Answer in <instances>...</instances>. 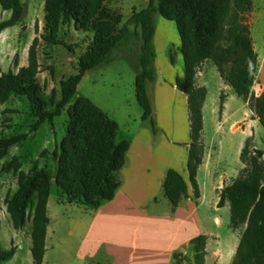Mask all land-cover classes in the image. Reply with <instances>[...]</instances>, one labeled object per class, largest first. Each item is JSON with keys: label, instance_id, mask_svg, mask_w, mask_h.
<instances>
[{"label": "trees", "instance_id": "obj_1", "mask_svg": "<svg viewBox=\"0 0 264 264\" xmlns=\"http://www.w3.org/2000/svg\"><path fill=\"white\" fill-rule=\"evenodd\" d=\"M0 8L10 13L0 21L1 33L18 25L23 6L20 0H0ZM250 8L251 0H148L144 9L132 11L118 27L122 17L106 8L105 0H44L40 39L46 46H66L60 33L63 27L71 25L75 31L91 33V39L77 58L75 73L61 80L57 91L51 90L47 102L37 80V38L31 42L25 66L16 72L0 73V105L11 97L23 98L29 104V116L35 120L30 125L31 132L42 123H52L63 110L67 115L65 135L52 152L54 176L47 168L37 169L36 165L25 173L15 157L7 165L16 174L17 189L5 199L6 212L14 230L23 228L29 219L32 264H42L52 185L60 189L67 204L91 209L112 200L121 184L119 172L128 143H116L117 123L91 101L76 95L81 78L110 63L120 50L134 56V94L142 110L141 119L149 121L153 134L158 132L146 92V83L154 82L156 77L151 17L155 10L163 19L175 22L180 37L183 75L175 78L174 83L187 98L190 143L186 167L194 194L196 170L203 154L202 106L206 98V89L195 84V76L203 62H212L236 97L249 100L250 109L264 130V90L257 97L251 95L257 56L243 18ZM169 59L173 63L172 56ZM222 105L220 102V108ZM25 138V134L1 138L0 160ZM253 153L247 152L245 144L240 162L246 168L223 188L217 204L219 208L228 204L229 227L241 230L231 264H264V151ZM162 193L173 212L187 197V184L176 171L168 170ZM205 242L204 235L189 242L197 264H203ZM14 253V247L4 249L0 243V264L7 263ZM171 264H181L178 255H172Z\"/></svg>", "mask_w": 264, "mask_h": 264}, {"label": "rangeland", "instance_id": "obj_2", "mask_svg": "<svg viewBox=\"0 0 264 264\" xmlns=\"http://www.w3.org/2000/svg\"><path fill=\"white\" fill-rule=\"evenodd\" d=\"M147 1L105 0V7L121 15L122 19L118 25L120 27L132 11L144 9ZM20 2L23 6V16L20 22L10 33L8 30L0 33V73L16 72L18 68L25 66L28 49L32 40L37 38L38 43L35 48L38 64L37 80L42 89V97L47 102L51 90L57 91L59 82L75 73L77 58L85 51L91 39V33L75 31L72 25L65 26L60 33V39L66 46L48 47L40 39L44 0H20ZM9 15V12L2 11L0 8V21L7 19ZM243 16L257 56V70L251 95L258 96L264 90V0H251V8ZM151 17L154 27L155 58L153 67L156 77L154 82L146 83V92L153 110V117H158L160 121H163L164 118H172L178 125L182 123L185 125L186 103L180 96H176L170 91V86L174 83L175 78L181 77L183 73L179 33L175 22L163 19L157 10L152 12ZM171 56L174 60L173 63L169 59ZM134 60V56H129L125 51L120 50L117 57L110 63L88 71L81 78L76 90L77 96L91 101L117 123L116 143L128 140L137 126L146 127L151 131L149 121H141L142 110L135 99V70L131 65ZM198 72H201L202 75H198ZM206 83L209 93L203 120V136L206 147L210 151H217L220 146L226 167L231 166L234 157L237 158L239 138L238 133H232L231 130H244L245 119V122L251 124L252 135L244 141L242 148L247 144V152L251 155H254V151H264V130L251 111L249 100L244 101L235 96L237 106L234 104L230 113L233 115L237 113L236 109L243 106L245 102L246 105L243 107L245 114H242L240 118L230 117L228 122L223 124L220 102H223L226 97V89H224L226 84L217 78L215 67L211 61L203 62L195 76L197 86L204 87ZM48 108L47 104L46 109ZM65 111L63 110L52 123H42L36 131L31 132L30 125L35 120L29 116V104L23 98L11 97L6 103L0 105V139L26 135L23 141L12 146L7 155L0 160V243L4 249L14 247V244H24L31 231L28 219L23 228L16 230V234L20 233V238L15 237L9 215L6 212L5 199L17 189V177L12 169H7V165L15 157L20 163V170L25 173H28L33 165H36L37 169L47 168L54 176L56 164L52 152L57 149L60 140L65 135L67 121ZM241 118L243 119L241 122L235 123ZM180 128L179 126V130ZM156 134H161V131L159 130ZM202 145L204 150L203 142ZM245 168V164H242L241 170ZM85 210L86 208L81 205L67 204L60 189L55 185L51 186L47 203V215L50 220L49 236L46 242L48 251L44 264L73 263L75 249L79 241V231L82 229L74 221L83 216ZM229 222L228 216L222 215L221 226L215 228L216 233L222 239L223 246L226 245L228 239ZM210 226L214 228L212 222H210ZM232 230L235 240L231 247L241 234L240 229ZM69 231L72 232V236L68 234ZM217 246L212 241L208 248L213 251ZM20 253L22 254V251ZM194 254L193 246L190 243L180 247L174 253V255H178L181 264H197Z\"/></svg>", "mask_w": 264, "mask_h": 264}, {"label": "crops", "instance_id": "obj_3", "mask_svg": "<svg viewBox=\"0 0 264 264\" xmlns=\"http://www.w3.org/2000/svg\"><path fill=\"white\" fill-rule=\"evenodd\" d=\"M15 27L6 30L10 33ZM215 74L222 82L216 69ZM198 75L202 73L198 72ZM207 85H204L207 95L202 106V122L209 94ZM224 89L226 97L221 110L223 124L230 117L240 118L245 114L243 107L246 105L244 102L243 106L236 109L237 113H230L236 103L235 95L227 85ZM170 91L185 101L187 109L186 95L176 89L175 83L170 86ZM169 115L170 111L168 117ZM152 118L161 134H153L146 127L137 126L131 137L123 140L128 143V149L124 166L119 172L121 184L113 199L96 208H86L85 214L74 221L82 229L79 231V241L71 264H171L172 255L199 235L206 236L204 264H231L239 239L231 247L235 237L234 231L229 227L228 239L223 246L215 228L221 226L222 215L230 219V213L227 203L221 208L217 204L223 188L242 169L240 151L244 141L252 135L251 124L244 119V130H231L232 133H238L239 138L237 158L234 157L233 164L229 167H226L220 146L217 151H210L206 147L203 124L201 139L204 150L196 170L195 195L186 167L190 143L188 113L185 125H178L172 118L160 121L158 117H153V110ZM242 120L238 119L235 123ZM168 170L176 171L187 184V197L173 212L162 193V184ZM49 222L50 220L46 228L42 264L48 251L46 242ZM210 222L214 228H211ZM14 232L15 237L20 238V233L16 234V230ZM68 234L72 236L71 231ZM212 241L218 246L210 251L208 246ZM13 246L15 253L6 264H32L30 236L24 244Z\"/></svg>", "mask_w": 264, "mask_h": 264}, {"label": "built area", "instance_id": "obj_4", "mask_svg": "<svg viewBox=\"0 0 264 264\" xmlns=\"http://www.w3.org/2000/svg\"><path fill=\"white\" fill-rule=\"evenodd\" d=\"M259 96V95H258ZM255 97H257V95H255Z\"/></svg>", "mask_w": 264, "mask_h": 264}, {"label": "water", "instance_id": "obj_5", "mask_svg": "<svg viewBox=\"0 0 264 264\" xmlns=\"http://www.w3.org/2000/svg\"><path fill=\"white\" fill-rule=\"evenodd\" d=\"M182 251H183V249H182Z\"/></svg>", "mask_w": 264, "mask_h": 264}]
</instances>
